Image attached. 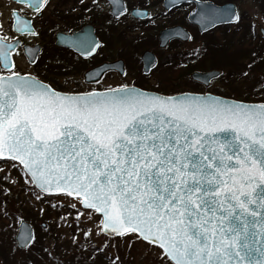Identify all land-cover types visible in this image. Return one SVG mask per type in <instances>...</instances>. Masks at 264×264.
Listing matches in <instances>:
<instances>
[{"label":"snow or ice","instance_id":"obj_1","mask_svg":"<svg viewBox=\"0 0 264 264\" xmlns=\"http://www.w3.org/2000/svg\"><path fill=\"white\" fill-rule=\"evenodd\" d=\"M27 3L41 14L49 0ZM233 16L211 9L202 19ZM19 31L39 35L27 21ZM18 44L0 36V160L13 162L37 201L72 198L77 221L99 217L96 235L145 243L161 264H264V102L127 85L60 92L17 70Z\"/></svg>","mask_w":264,"mask_h":264},{"label":"rangeland","instance_id":"obj_2","mask_svg":"<svg viewBox=\"0 0 264 264\" xmlns=\"http://www.w3.org/2000/svg\"><path fill=\"white\" fill-rule=\"evenodd\" d=\"M224 2H227V0H219L220 4ZM232 3L236 5L240 13V20L237 24L215 28L203 35L196 33L192 28V31H194L192 39L186 42H174L172 48L163 50L158 54L161 57V62L156 65L157 69L155 68L153 72L157 71L155 73L159 76L162 75L161 71L166 70L164 75H168L170 78L176 77L178 72L181 73L186 60H189L186 63L190 67L195 63L199 64L203 59H207L199 65L200 67H193L188 74L183 73L178 81L171 80L168 83L165 79H162L161 84L163 86L167 85L166 87L169 88L159 92L170 94L178 91H208L233 99H241L237 98L236 89H242L244 93L249 89H257L256 91L263 92L264 62L261 63L260 60H256L251 65L250 58L238 57L235 66L231 57L226 56L224 46H222L224 41H231L228 50L230 55L237 46L247 52L249 50L253 51L251 53L252 57L258 55L257 53L264 54V41L258 34V29L260 27L264 28L263 12L257 0H234ZM3 7L4 9L7 8L6 5ZM160 9L161 7L153 6L151 11L153 15L156 14L155 23L148 28H143L147 35L152 36L153 33L155 34L157 26L167 23L169 20H180L183 16L182 11L179 10L162 16ZM7 12L8 8L4 13L0 32H3L6 28ZM142 27L132 19H123L117 24L115 31L122 32L127 40H131L135 34L142 35ZM210 39H213L220 48L212 61L216 65H211L208 61L209 52L207 47L210 45ZM105 41L109 42L110 48L112 46L115 48V39L111 38ZM116 44L119 46L118 43ZM142 47L144 46H140V48ZM130 49L129 54H138L137 47L133 50ZM156 52L158 51L156 50ZM240 53L241 51H238V54ZM132 57L135 60L137 59L135 55ZM126 65L127 68L124 65L126 71L122 76L113 72L97 84H84L78 88L74 81L81 82V76L65 78L64 82L71 87H69V90L73 88L88 90L125 84L140 85L147 87V89H153V85L157 83L155 78H158L152 74L153 72L146 78L141 79L140 76L143 77V75L140 73V66L138 69L136 61L129 60ZM212 69L218 71L219 75L211 79L206 87L194 82L189 77L191 71H209ZM173 88L174 90H172ZM30 187V185H25L24 178L17 168H13L10 163H0V250H7L0 251L3 254L0 256V264H4L5 260L8 264H112L117 256L120 257V260L116 261V264H161L160 259L157 257L158 249H149L145 243L117 239L108 241V238L103 234L96 235L98 217L92 222L86 221L84 217L77 221V211L67 206L69 201L75 202L73 199L59 196L37 201L29 190ZM41 208L44 209L43 212L40 211ZM77 208L83 211L79 205H77ZM62 217L63 219H61ZM22 219L33 224L35 233L39 234L40 237L38 243L34 242L26 250H19L14 243L17 225ZM42 223L50 225L51 229H48L46 224L45 227H41ZM38 227L39 233L36 231ZM87 229L93 230L90 237L83 235V232ZM106 241H108L107 244ZM129 243L132 244L131 247L128 246ZM38 245L42 248L40 253L34 252L38 249Z\"/></svg>","mask_w":264,"mask_h":264},{"label":"flooded vegetation","instance_id":"obj_3","mask_svg":"<svg viewBox=\"0 0 264 264\" xmlns=\"http://www.w3.org/2000/svg\"><path fill=\"white\" fill-rule=\"evenodd\" d=\"M195 1L205 2L209 0ZM166 3L169 2L167 1ZM214 3L216 5L220 4ZM4 5L8 8V15L6 17V28H4L3 32H0V36H6L11 43L19 40V44L10 53V59L15 61L17 70L22 74L31 73L55 90L61 92L77 93L125 86L126 84L88 90H76L74 88L69 90L70 86L64 82V79L81 76V82L74 81L78 88L84 84H97L101 79L113 72L122 76L126 71V63L129 60L137 62L138 69L140 66L139 71L143 75V77L139 75L140 78H146V76H149L153 72L156 65L161 62V57L158 54L163 50L172 48L175 44L174 42L182 41L177 38L171 39L165 46L161 47L158 36L166 28L180 26L190 34V39H192L194 34L192 28L196 33L200 35L204 34L199 32L196 24L188 20V14L196 6L194 1L166 6L165 0H49L48 5L42 10V13L37 14L29 6L27 0H0V28L7 9H4ZM153 6L161 7L162 16L169 15L178 10L182 11L183 16L180 20H169L167 23L157 26L155 34L153 33L150 36L144 32L143 28H148L155 23L156 14L153 15L151 11ZM137 10L145 12V16H134L132 12ZM17 17L20 19L17 20ZM123 19H132L139 26H143L142 35L135 34L131 40H127V37L122 32L115 31L117 24ZM25 21L29 22L33 30L39 33L38 36L34 37L27 32L19 31V28ZM73 36L77 38V43L79 39L88 37L95 41L94 45L99 44L100 46L92 54L82 55L68 46L57 43L60 37L70 39ZM62 38L61 40H63ZM111 38L115 39V42L119 46L115 43V48L113 46L110 48L109 42L105 40ZM134 44H136L137 50H135L138 54H129L130 48L132 50L136 48L133 46ZM140 46L144 47L140 48ZM116 48L119 49L115 50ZM144 52L151 53L155 58V65L148 72H143L141 56ZM134 55L137 56L136 60L132 57ZM33 57H35V63L32 62ZM119 61L121 62L122 72L107 66ZM97 68L103 69L94 80L88 81L85 76L86 73ZM165 71H161L162 75L159 76L155 73L157 71L152 73L155 77H158L155 78V80L157 79V83L153 85V89H147L145 86L134 84L127 86H136L143 90L161 93L159 91L166 87L158 88L156 85L158 84V79L161 78L162 80L165 77H169L168 75H164ZM170 79L174 80L172 77Z\"/></svg>","mask_w":264,"mask_h":264},{"label":"water","instance_id":"obj_4","mask_svg":"<svg viewBox=\"0 0 264 264\" xmlns=\"http://www.w3.org/2000/svg\"><path fill=\"white\" fill-rule=\"evenodd\" d=\"M167 1L169 3H166ZM186 1H194L196 3L195 8L192 9L190 11V13L188 14V20L191 23L196 24V26L199 29V32H206V31L212 29L213 27H216L219 25L232 24V23H235L237 21L235 19V17L233 16L230 20H228L226 22H216L214 25L206 26L203 22L202 17L204 16V14L206 12L210 11L211 9H232L237 13L234 4H231V3H226V4H223L221 6H216L213 3H211L210 1L200 2V1H195V0H165V4H166V6L170 5V4L171 5H179L180 3H183ZM132 14L134 16H138V17H144L145 16V12H141L138 10L133 11ZM261 33L264 37V31L262 29H261ZM189 37H190L189 33L180 26H176V27H172V28H166L159 33V36H158L159 45L161 47H163L166 45V43L169 40L175 39V38L180 39L182 41H187L189 39ZM61 38L62 37H60L58 42H57L59 45L68 46V47L72 48L74 51L81 53L82 55H90L93 53V51H91V48L95 47L94 44H92L88 50H85L83 47L78 46L77 38L75 36L70 37V39H65V38L63 39L62 38L63 40H61ZM141 58L143 61V72H148L155 65V58L149 52H144L142 54ZM107 66L112 67L114 69H117L119 72H122V66H121L120 61L114 62L113 64H110ZM102 69L97 68L96 70L93 69V70L88 71L85 75L86 79L88 81L94 80V78L98 75V73H100L102 71ZM218 75H219L218 71H209V72H205V73L192 72L190 74V77L193 80L201 82L206 86L212 78L217 77ZM146 94L152 95V96H162V95H157V94H152V93H146ZM175 96H201L203 98H208V97L213 98V99L218 98V99L225 100L229 103L234 102V100L225 99V98L213 96L210 94H200L199 95V94L184 93V94L174 95V97ZM29 236H31V239H29ZM32 240H33V229L31 227V225H29L28 223H26L24 221L19 222L17 232L15 235L16 245L19 248H25L31 243ZM25 241H26V246L24 243Z\"/></svg>","mask_w":264,"mask_h":264},{"label":"trees","instance_id":"obj_5","mask_svg":"<svg viewBox=\"0 0 264 264\" xmlns=\"http://www.w3.org/2000/svg\"><path fill=\"white\" fill-rule=\"evenodd\" d=\"M214 2H217V3H219V0H213ZM232 1H234V0H227V2H232ZM258 2H259V4H260V7H261V10H262V12H263V15H264V0H257ZM210 42V45L207 47V51L209 52V59H208V61L211 63V65H216L215 63H213L212 61L214 60V58H215V56L217 55V50L219 51L220 50V48H218L219 47V45L217 44V43H215V41H213V39H210L209 40ZM230 43H231V41H224V44H222V46H224V51H225V54H226V56L227 57H231V60L233 61V64L236 66L237 65V61H238V57H244V58H250L251 59V65L256 61V60H260V62L262 63V62H264V54H261V53H257L258 55H255L254 57H252L251 56V53L253 52V51H251V50H249L248 52L247 51H245V49H242V48H239L238 46H237V48L236 49H234L233 50V52L231 53V55L229 54V45H230ZM215 44H217V45H215ZM134 47H136V44H134L133 45ZM238 51H241V53L240 54H238ZM207 55V54H206ZM235 59H236V61H235ZM206 61H207V59H205ZM204 59L201 61V62H199V64L198 63H195V64H193V65H191L190 67L188 66V63H186V62H188L189 60H186L185 62H184V67L182 68V71H181V73L179 74V72H178V75L176 76V77H173V79L175 80V81H178L179 79H181V77H182V74L183 73H186V74H188L189 73V71H190V69H192L193 67H200L199 65L200 64H203V61H205ZM217 65H220V64H217ZM260 65V64H259ZM181 70V69H180ZM172 79H170L169 77H165V81L166 82H168L169 83V81H171ZM158 88H165L167 85H165V86H163L162 84H161V78L160 79H158V84L156 85ZM197 87V86H196ZM166 88H169V87H166ZM171 88H172V85H171ZM175 88H176V85H175ZM258 88V87H257ZM260 88V87H259ZM172 90H174V88L172 89ZM176 90H178V89H176ZM257 89H249L248 91H245V93L243 92L244 90H242V89H236V91H237V98H241L242 100H245V101H263L264 100V90H263V92L262 91H256ZM47 225V224H46ZM47 228L48 229H51V226L50 225H47ZM38 233H39V227L37 228V230H36ZM39 239H40V237H39V234H35V239H34V242L35 243H38L39 242ZM33 242V243H34ZM39 247H37L38 249H36L34 252H42L41 250H42V248H41V246L40 245H38ZM2 247V246H1ZM3 249H1L0 251H2ZM4 251H7V250H3L2 252H4ZM3 254L0 252V256H2ZM4 264H8L7 262H6V260H5V263Z\"/></svg>","mask_w":264,"mask_h":264}]
</instances>
